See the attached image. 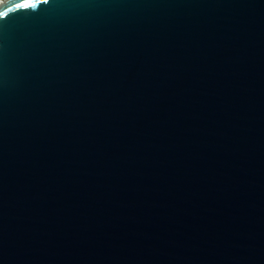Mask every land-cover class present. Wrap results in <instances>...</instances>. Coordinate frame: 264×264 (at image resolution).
<instances>
[{"label":"water","instance_id":"obj_1","mask_svg":"<svg viewBox=\"0 0 264 264\" xmlns=\"http://www.w3.org/2000/svg\"><path fill=\"white\" fill-rule=\"evenodd\" d=\"M0 13V264H264V0Z\"/></svg>","mask_w":264,"mask_h":264},{"label":"built area","instance_id":"obj_2","mask_svg":"<svg viewBox=\"0 0 264 264\" xmlns=\"http://www.w3.org/2000/svg\"><path fill=\"white\" fill-rule=\"evenodd\" d=\"M2 1H4V0H0V2H2Z\"/></svg>","mask_w":264,"mask_h":264},{"label":"snow or ice","instance_id":"obj_3","mask_svg":"<svg viewBox=\"0 0 264 264\" xmlns=\"http://www.w3.org/2000/svg\"><path fill=\"white\" fill-rule=\"evenodd\" d=\"M0 15H3V13H0Z\"/></svg>","mask_w":264,"mask_h":264}]
</instances>
